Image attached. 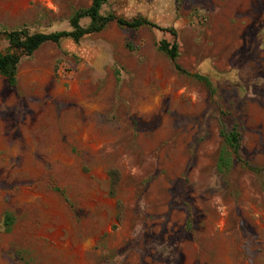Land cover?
I'll use <instances>...</instances> for the list:
<instances>
[{
	"label": "rangeland",
	"instance_id": "rangeland-1",
	"mask_svg": "<svg viewBox=\"0 0 264 264\" xmlns=\"http://www.w3.org/2000/svg\"><path fill=\"white\" fill-rule=\"evenodd\" d=\"M91 3L0 0V49L12 29H71ZM102 12L159 27L48 42L14 88L0 73V264H264V0H109ZM162 39L212 91L177 72ZM222 119L239 123L257 171L234 159L219 172Z\"/></svg>",
	"mask_w": 264,
	"mask_h": 264
},
{
	"label": "trees",
	"instance_id": "trees-1",
	"mask_svg": "<svg viewBox=\"0 0 264 264\" xmlns=\"http://www.w3.org/2000/svg\"><path fill=\"white\" fill-rule=\"evenodd\" d=\"M108 2L109 0H92L91 5L76 9L70 17L71 29L68 30L44 32L30 31V29L26 27H20L6 31L5 35L9 47L6 51L0 49V73L7 79L8 84L13 88L17 86L18 68L23 57L33 55L48 42L59 45L65 39H73L75 42H80L85 36L103 31L113 22H116L121 27L134 30L143 26L159 27L145 17L128 19L114 12L103 13L102 8ZM85 18L90 20L87 25L83 24V19ZM168 31L175 37L177 36L175 29L169 28ZM159 49L169 57L177 72L194 76L200 81H203L211 91L213 90V82L208 76L199 73H190L178 62L180 46L177 41L170 42L166 39H162L159 43ZM220 125L221 135L226 146L221 150V155L219 156V172L225 175L231 169L234 159L243 163L251 170L257 171V168L251 165V163L242 156V132L239 123L235 122L231 128H228L227 124L222 119ZM114 173H116V171H112V174ZM113 176V187H116L118 178L117 175ZM14 220V216L11 213H7L6 225L8 229L11 228V224Z\"/></svg>",
	"mask_w": 264,
	"mask_h": 264
}]
</instances>
